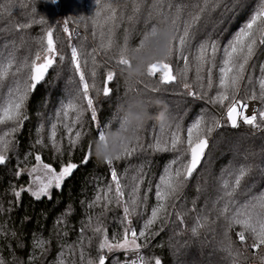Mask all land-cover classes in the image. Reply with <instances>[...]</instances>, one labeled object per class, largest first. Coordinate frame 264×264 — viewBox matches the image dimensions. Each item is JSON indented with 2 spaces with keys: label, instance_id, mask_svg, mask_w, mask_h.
Returning <instances> with one entry per match:
<instances>
[{
  "label": "snow or ice",
  "instance_id": "1",
  "mask_svg": "<svg viewBox=\"0 0 264 264\" xmlns=\"http://www.w3.org/2000/svg\"><path fill=\"white\" fill-rule=\"evenodd\" d=\"M241 2L232 0L229 4L226 0H190L185 4L176 3L175 0H152L145 9L141 0H132V12L125 17L122 14L127 9L124 0H96L94 15L87 20L81 18L83 27L90 30L93 37L91 51L88 50L85 37V42L78 46L67 44L71 48L70 58H67L59 42L54 39L55 30L51 26L43 32L36 50H30L27 56L18 55L19 49L15 43L10 48L5 45L4 52L0 54V89L6 88V96H0L3 100L0 103V165L7 162L9 153L15 147V134L28 119L27 102L30 94L45 80L50 69H59L58 76L61 72L68 73L70 92L56 114L57 123L51 124L48 139L55 152L62 156L63 147L57 139L58 126H62L68 136L69 148H76L87 135L83 131L85 113L90 112L91 120H97L93 93L96 97L101 93L105 98L112 96L113 89L109 84L115 81L117 70L120 71L129 63L125 53L129 48L138 47L147 32H155L158 27L155 21L161 19L168 21L175 34L170 56L148 65L147 78L154 79L155 84L150 86L144 81L139 84H144L143 90L153 94L167 91L163 86L176 85L183 90L178 94L195 99L207 97L209 104L220 109L219 113L199 115L186 130L179 119L173 116L172 123L167 127L159 126V135L147 144L141 135L146 130L144 127L120 155L106 161L104 164L110 169L111 183L98 188L92 201L87 203L88 209L99 211L87 216L80 228L81 239L62 248L58 264H106L107 254L116 252L124 254L123 260L117 258V264H163L159 257L143 255L142 249L147 246L157 223H163L170 215H175L182 224L185 222L186 213L177 211L176 204L183 199L189 180L210 149L209 141L213 134L226 126L239 129L242 125L264 132V63L259 66L260 75L257 79L251 74L255 67L253 59L264 48V0H260L259 7L226 45H220L209 29L213 14L218 9L229 12ZM145 10V20L154 22L142 33L139 43L132 46L127 32L123 43H117L115 35L118 24L126 18L131 25H135ZM34 23L43 24L45 21L41 19ZM31 27V23H17L12 31L21 33ZM62 31L68 34L70 40L73 33L66 21L63 22ZM100 56L106 60L101 61L98 59ZM174 61L182 62V67L175 65ZM101 68H106L102 88L97 83ZM214 88L215 95L209 96L208 93ZM197 89L200 91L197 92ZM140 91L128 87L125 95ZM253 102H258L259 107L249 114ZM77 126L79 130H76ZM108 126L99 127V138H103ZM182 131H186V138ZM36 144L46 146L43 138H38ZM147 152L174 153L157 183L153 184L149 180L145 164L138 165L133 175H128L127 169L123 177L118 174L117 162ZM92 157L90 143L82 163H88ZM34 160L30 168L18 167L15 173L17 177L24 173L31 177L27 187L11 189L17 199L22 192H29L36 200L51 198V190L59 189L78 167L76 163L68 162L57 171L52 164L45 163L39 153L34 156ZM252 171V165L247 161L225 169L224 177L214 189L211 207L205 204L204 211L197 214L195 226L191 229L195 236L200 234V230L218 225L222 237L220 251L226 255L229 264H248L249 260L253 264H264V193L240 199L246 191V182ZM197 191L202 189L198 188ZM152 194L155 203L150 206L148 202ZM149 207L150 215H146ZM113 208L122 209L123 215L119 221L122 227L120 232L110 237L104 218ZM191 211L197 210L193 208ZM134 218L143 219L139 231L133 227ZM237 226L239 231H235ZM234 231L240 247L231 238ZM86 232L92 234L88 237L89 244L93 239L97 241L95 259L85 257L83 237ZM45 244V241L37 239L35 247L46 252ZM77 256L78 259H75ZM0 264H8L3 256H0Z\"/></svg>",
  "mask_w": 264,
  "mask_h": 264
},
{
  "label": "trees",
  "instance_id": "2",
  "mask_svg": "<svg viewBox=\"0 0 264 264\" xmlns=\"http://www.w3.org/2000/svg\"><path fill=\"white\" fill-rule=\"evenodd\" d=\"M141 2L145 4L146 9L151 5L152 0H141ZM175 2L187 4L190 0H175ZM226 2L231 4L232 0ZM259 3L260 0H242L241 4L232 11L224 12L221 8L213 14L209 29L220 45L227 44L259 7ZM124 4L127 5V9L122 14L126 17L132 12V0H124ZM96 7V0H56L55 3L52 0H0V54L4 52L5 45L10 48L15 43L19 49V56L29 55L30 50H36L43 32L49 26L55 30L54 39L59 42L67 58H70L71 54V48L67 47V44L78 46L85 42V37L88 50L91 51L93 37L91 31L83 27L81 18L87 20L93 16ZM146 14V10L143 11L140 21L135 25H131L126 18L122 20L116 29V42L122 44L127 32L130 44L137 45L142 33L154 22L146 21ZM41 19L45 23H34ZM64 21L73 33L70 40L68 34L62 31ZM17 23H31L32 27L16 33L12 28ZM98 59L106 60L103 56ZM252 63L255 67L251 70V74L257 79L260 75L259 66L264 63V48L257 52ZM174 64L182 67V62L174 61ZM175 70L174 67V72ZM58 71L59 69H50L45 80L30 94L27 102L28 119L15 134V147L9 153L7 162L0 165V209H2L0 210V256H3L8 264H58L62 248L77 243L81 239L80 228L85 224L87 216L95 215L99 211L88 209L87 203L92 201L98 188L111 183L108 166L99 164L94 156L86 164L82 161L88 145L98 138L99 127L106 124L116 127L117 106L122 102L129 86L125 84L120 71L117 70L115 81L109 84L113 89L110 98H105L102 93L96 97L93 93L97 120L92 121L90 112L85 113L83 131L87 135L76 148H69L66 130L58 126L57 139L63 147L61 156L55 152L48 139L51 124L57 123L56 114L68 99L70 92L68 73L61 72L58 76ZM99 71L97 83L102 88L106 78V68H101ZM144 83L151 86L155 84V80L146 78ZM163 87L168 90L156 94L149 92V94L166 102L172 115L179 119L185 130L199 115L220 111L208 103L207 97L195 99L180 95L178 93L183 90L176 85ZM135 88L143 90L144 84H137ZM199 91L200 89H197V92ZM208 95H215V88ZM0 96H6V88L0 89ZM0 103H3L2 99ZM155 111L158 109L154 108L153 112ZM145 129L141 133L143 142L145 144L153 142L154 136L159 135V125L155 121H150ZM76 130H79V126ZM182 135L186 138V131H182ZM38 138H43L46 146L37 145ZM209 143L210 149L202 164L189 180L183 199L176 204L177 211L186 213L185 222L182 224L175 215H170L163 223H157L152 229L153 234L148 239L147 246L142 249V254L146 257H159L163 264H229L226 255L220 251L222 237L218 225L200 230V234L195 236L191 229L195 226L197 214L204 211L205 204L211 207V198L215 196L214 189L224 177V170L233 165L247 161L253 168L246 182V191L240 197L241 200L264 193V132L243 125L239 129L226 126L215 132ZM37 153L45 163L52 164L57 171L68 162L76 163L78 167L65 179L59 189L52 190L51 198L42 197L36 200L29 192H22L21 197L17 199L11 189L27 187L31 178L27 173L19 177L15 173L18 167L30 168L35 163L34 156ZM173 157L172 152H147L117 162L116 167L118 174L123 177L125 169L128 170V175H133L138 165L145 164L148 178L154 184L158 182L159 175ZM198 188L202 191L198 192ZM148 203L150 206L155 203L154 194L150 195ZM193 208L197 211H191ZM171 211L169 209L170 213ZM122 215V209L117 208L106 214L104 223L110 237L121 231L122 226L119 221ZM146 215H150V207ZM142 224L143 219L134 218L133 227L137 231L141 229ZM235 231H239L238 226ZM235 231L231 234V238L236 242V246L240 247ZM64 233L67 235L65 236ZM91 235V232L84 234L83 247L85 257L90 256L95 259L97 241L93 239L89 244L88 237ZM37 239L46 242V252L35 247ZM107 255L106 264H117V258L124 259V254L120 252ZM65 256H67L66 252ZM74 258L78 259V256ZM248 264L253 262L249 260Z\"/></svg>",
  "mask_w": 264,
  "mask_h": 264
},
{
  "label": "clouds",
  "instance_id": "3",
  "mask_svg": "<svg viewBox=\"0 0 264 264\" xmlns=\"http://www.w3.org/2000/svg\"><path fill=\"white\" fill-rule=\"evenodd\" d=\"M174 32L167 20L161 19L155 32L149 31L138 47L127 50L125 57L128 65L120 69V75L131 88L147 78L149 64L166 60L170 56ZM158 111L153 112V109ZM116 127L109 125L103 138L92 142V152L99 164L113 160L120 155L125 146L135 141L140 131L150 122L167 127L172 123L173 115L162 99L150 95L148 91L129 92L117 106Z\"/></svg>",
  "mask_w": 264,
  "mask_h": 264
},
{
  "label": "built area",
  "instance_id": "4",
  "mask_svg": "<svg viewBox=\"0 0 264 264\" xmlns=\"http://www.w3.org/2000/svg\"><path fill=\"white\" fill-rule=\"evenodd\" d=\"M259 107V103L258 102H253L252 105L250 106L248 112L249 114L253 111L254 108H258Z\"/></svg>",
  "mask_w": 264,
  "mask_h": 264
},
{
  "label": "rangeland",
  "instance_id": "5",
  "mask_svg": "<svg viewBox=\"0 0 264 264\" xmlns=\"http://www.w3.org/2000/svg\"><path fill=\"white\" fill-rule=\"evenodd\" d=\"M30 178H31V177H30ZM53 189H54V188H53ZM53 189H52V190H53ZM52 190H51V192H52Z\"/></svg>",
  "mask_w": 264,
  "mask_h": 264
},
{
  "label": "water",
  "instance_id": "6",
  "mask_svg": "<svg viewBox=\"0 0 264 264\" xmlns=\"http://www.w3.org/2000/svg\"><path fill=\"white\" fill-rule=\"evenodd\" d=\"M207 153V152H206ZM203 162V161H202ZM202 164V163H201Z\"/></svg>",
  "mask_w": 264,
  "mask_h": 264
}]
</instances>
